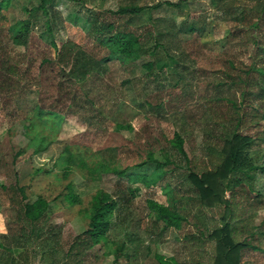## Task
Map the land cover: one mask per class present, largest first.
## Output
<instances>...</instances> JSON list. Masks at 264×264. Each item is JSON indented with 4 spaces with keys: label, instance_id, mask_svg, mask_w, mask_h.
Here are the masks:
<instances>
[{
    "label": "rangeland",
    "instance_id": "374dc122",
    "mask_svg": "<svg viewBox=\"0 0 264 264\" xmlns=\"http://www.w3.org/2000/svg\"><path fill=\"white\" fill-rule=\"evenodd\" d=\"M170 1L181 2L179 5L163 4L151 11L146 9L132 16L130 25L138 31H146L149 14L159 19L160 25L173 22L179 31L177 41L187 56L183 63L191 68L208 72L221 69L226 59L242 65L253 60L252 49L242 46V42L245 31L260 34L263 29L255 26L259 19L251 9L255 0ZM38 2L0 0V45L21 72V81L14 93L8 97L0 94V243L4 241V235L16 230L15 208L9 204L3 188L12 183L22 187L26 201L43 198L48 202L44 222L60 230L61 242L66 245L72 237L90 227L91 215L101 201L108 198L116 202L109 218L111 226L107 241L101 240L89 249L84 264H162L156 258L157 251L172 257L169 264H194L184 235L198 234L191 221L192 214L199 209L198 202L175 188L177 177L169 172L173 164L160 170L156 167V162L164 160L166 151L173 152L177 132L184 139L183 149L189 153L193 151L199 155L205 139L203 124L207 113L201 96L205 93L204 86L200 84L196 90L179 80L174 69L180 61L177 56H159L157 68H163V75L158 79L146 72L143 66L146 57L127 63L112 60L105 72L90 73L84 85L100 112L101 124L82 116H70L59 129L53 130L35 116L37 107L48 105L56 96L50 67H45L42 72L43 60L51 62L55 58L52 40L57 46L65 40L86 46L92 43L81 25L66 19L70 12L87 17L89 12L85 6L100 12L129 5H150L157 0H70L68 5L60 3L59 13L65 20L48 30L46 17L39 10L31 18L27 43L14 44L9 37L10 27L27 19V10H33ZM158 96L165 98L162 109L156 105ZM176 97L180 101L176 102ZM174 105L182 109L178 117L169 114L168 107ZM31 121L33 127L29 135H44L48 142L38 153L33 152L23 127ZM261 124L259 130L264 133V121ZM118 125H129L130 129L120 130ZM67 151L72 153L74 162L67 160ZM174 151L177 156V150ZM250 155L264 161V142L259 149L250 151ZM68 163L71 165L65 173ZM179 170L187 171V165L183 164ZM161 171L168 172L158 178L157 173ZM132 174H147L155 183L151 186L139 181L131 183L127 175ZM262 183L264 185V175ZM130 188L138 189L132 194ZM68 192L78 198L77 202L67 200ZM150 200L175 209L185 218L182 228L161 229L160 222L156 231L158 241L153 242L146 229L152 221ZM255 222L253 244L257 248H246L241 264H264V209L258 212ZM137 243H141V247L135 249ZM28 264H34V261L30 260Z\"/></svg>",
    "mask_w": 264,
    "mask_h": 264
},
{
    "label": "trees",
    "instance_id": "16d2710c",
    "mask_svg": "<svg viewBox=\"0 0 264 264\" xmlns=\"http://www.w3.org/2000/svg\"><path fill=\"white\" fill-rule=\"evenodd\" d=\"M69 2L70 0H39L33 10L26 9L29 12L27 19L10 27V40L18 45L27 43L31 18L39 10L46 17L47 29L51 30L58 22L65 20L59 13V4L68 5ZM180 2L157 0L150 5H129L100 12H93L90 7L85 6L89 12L87 17L70 12L66 19L81 25L86 35L92 38V43L86 46L73 40H65L57 46L55 40H52L56 50L55 58L51 62L43 60L42 64L45 66L42 72L45 67H50L56 96L48 105L37 107L35 116L53 130L59 129L70 116H82L101 124L100 112L89 98L84 85L90 73L105 72L108 62L112 60L127 63L146 57L147 60L143 63L146 72L158 79L163 75V68H157L159 56H177L180 61H177L174 69L179 80L185 86L196 87V90L200 84L204 86L205 93L201 96L205 100L207 113L203 124L205 139L197 155L183 149L184 139L177 132L173 152L166 151L163 154L164 160L156 162V167L160 170L173 164L169 172L177 177L175 188L183 190L198 202L199 209L192 214L191 219L198 234L184 235L187 249L194 257L193 263L241 264L246 248H257L253 244L257 228L255 221L258 212L264 209V161L260 162L250 155V151L259 149L264 142V133L259 130L264 121V0H255L251 8L259 15L255 26H262V31L260 34L253 31L243 33L242 46L252 49L253 60L242 65L233 59H226L221 69L208 71L209 73L183 63L187 56L177 41L179 31L173 22L160 25L159 19H154L149 14L146 31H138L130 25V18L146 9L151 11L163 4L179 5ZM8 55L0 45V94L5 97L13 94L14 88L21 81L18 64H13ZM176 99V102L180 101L179 97ZM163 100L165 101L163 96H158L156 105L161 109ZM168 108L169 114L177 117L182 110L175 105ZM32 123L31 121L23 127L33 152L38 153L46 148L48 142L44 135H29ZM185 127L184 125L183 128ZM117 128L130 129V126L118 125ZM174 150H177V156ZM179 154L181 157H178ZM67 156L69 162H74L72 153L67 151ZM71 163L66 165L65 173L69 171ZM183 164L187 165V171L179 170ZM166 172L168 171L157 173V177L161 178ZM127 177L131 183L139 181L146 186L155 183L147 174H132ZM3 188L8 195L9 204L15 208L16 230L3 236L4 241L0 243V264H28L30 260L34 264L37 261L40 264H84L88 250L101 240L108 239L107 233L111 226L109 218L116 208V202L109 201L108 198L101 201L93 211L90 227L72 237L66 245L61 242L60 230L44 222L49 207L45 199L26 201L22 195V187L17 184L11 183ZM137 189L130 188V192L134 194ZM65 196L70 203L78 200L72 192ZM149 203L152 221L146 229L153 242L158 241L156 231L160 222L161 229L182 228L185 218L180 217L175 209L171 210L154 200ZM135 246L138 249L141 243ZM156 258L162 264H169L173 260L160 251H157ZM119 260L120 257L117 261Z\"/></svg>",
    "mask_w": 264,
    "mask_h": 264
}]
</instances>
